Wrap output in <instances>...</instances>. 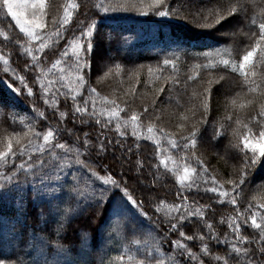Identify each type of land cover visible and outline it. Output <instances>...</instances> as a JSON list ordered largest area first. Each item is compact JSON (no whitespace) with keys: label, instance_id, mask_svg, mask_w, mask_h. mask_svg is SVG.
<instances>
[{"label":"trees","instance_id":"16d2710c","mask_svg":"<svg viewBox=\"0 0 264 264\" xmlns=\"http://www.w3.org/2000/svg\"><path fill=\"white\" fill-rule=\"evenodd\" d=\"M44 1L45 24L33 41L0 0V151L7 152L10 142L15 153L0 158V260L248 264L244 250L257 248L261 237L251 218L264 219V157L257 151L258 163L246 165L252 151L244 140L256 143L264 130V41L243 70L239 65L259 40L264 0H232L239 11L225 13L219 24L218 0H165L175 12L168 17L154 15L150 0ZM65 9L70 23L62 25ZM92 24L98 26L92 66L80 84L73 48ZM77 106L87 111L74 119ZM117 107L119 114L110 116ZM149 128L171 147L158 150L146 142ZM49 131V149L41 153ZM164 153L189 170L188 181H178ZM100 177L110 178L103 199ZM111 180L126 185L142 207L112 188ZM180 215L183 226L171 230ZM173 241L183 245V254Z\"/></svg>","mask_w":264,"mask_h":264},{"label":"snow or ice","instance_id":"6c2138e0","mask_svg":"<svg viewBox=\"0 0 264 264\" xmlns=\"http://www.w3.org/2000/svg\"><path fill=\"white\" fill-rule=\"evenodd\" d=\"M29 2V0H23L22 3L18 4L16 3V0H3V6L7 9L8 14H10L15 20L17 25L21 26L22 31L28 33L30 36H33L36 39H39V37L37 36L35 29L38 28H42L43 24L41 23V19L42 16L45 15L44 13V0H31L32 4H33V8L34 11L32 12V19L30 21L24 22L21 20V16H22V12L16 11L15 9L17 8H23L27 3ZM218 5H219V13H218V18L216 20V23L219 24L222 20H225L227 18V16L225 15V13H228L229 15H231L232 13H237L239 11L238 8L236 7H232V0H218ZM72 7H76V5H72ZM97 7H101V5H97ZM241 7H244V5H241ZM149 8L154 10V15L159 16V17H168L171 14H175L174 9L172 7L171 4H166L165 0H150V4H149ZM163 9V10H161ZM229 9H231V11L229 12ZM104 11H108L107 8L103 9ZM143 15H148V12H144L142 13ZM70 17H71V12L68 9H65L64 12V16L62 18V25H67L70 23ZM83 23V22H81ZM98 28L97 25L92 24L89 25V27L87 29H85V31H83L81 33V36L78 38L79 41H82V43H77L76 47L73 48V52L76 54L77 60H76V64H75V69L77 72V79L78 82L80 84H83L85 81V74L83 72V70L85 68H91V64L89 63V56L90 53L94 47L93 44V37H94V30H96ZM57 36H60V32L57 31L56 32ZM85 38H87L85 40ZM260 41H264V22L259 24V40L256 44V46L251 50L248 51L242 58V61L239 65L240 69L243 70L246 66V64L249 62V60L253 57L255 51L257 48H260ZM41 49H43V44H41ZM261 53L264 54V49H261ZM62 56H67L68 53L67 52H62L61 53ZM60 61L57 60L56 64H59ZM169 63L168 60L164 61V64L167 65ZM229 63L228 60H224L223 64L227 65ZM245 75H247L245 73ZM21 80L23 81V77H21ZM9 87H11V85H9ZM15 91H19V89H14ZM254 90V89H253ZM92 92H95V89H91ZM29 94L32 93V89L29 88L28 89ZM76 97L73 96V100H75ZM47 103V101H45ZM86 109H82L81 107L77 106L75 107L74 113H73V118L76 119V114L78 113H82V112H86ZM120 109L117 107L116 110L112 111L109 115L110 116H117L119 114ZM145 111H147V109H145ZM41 116L44 115L43 112L40 113ZM61 117H64L65 115H67L66 113H61L60 114ZM261 115H264V112L261 113ZM131 120L133 122L138 120V117L136 115H133L131 117ZM80 122L81 123H87V121H85L83 119V117H80ZM97 123H99V121H97ZM117 127L119 128V125H117ZM150 132L152 131L151 128L148 129ZM67 131L69 133H72L73 129H67ZM53 133L51 131H49L45 136H44V140L48 141L50 137H52ZM84 144L85 147L88 148L90 147V141L88 139V134L85 133L84 134ZM196 137V133L193 132L190 137V143L191 144H195V138ZM188 145H186L187 147ZM57 148H63L64 145L63 144H57L56 145ZM8 151H0V158L6 157L8 154H12L15 155V153L12 150V145L9 142L8 146ZM244 148L245 149H251L252 151V157L250 161H245V164L248 165H256L258 163V156H257V151L260 153V157H264V130H261L258 141L256 143H253L252 140L250 138H245L244 140ZM105 151V145L103 143V141H100L99 143V152H103ZM131 151V149H129V152ZM98 152V154H99ZM79 155V153H78ZM77 162L79 163V159L77 160ZM188 172L189 170L187 168H185L184 170V176L180 177L181 180L187 179L188 177ZM244 170L241 171V180L240 183L243 184L244 183ZM92 175H96L95 172H92ZM101 180H103L105 188L103 190H101L99 192V197L101 199H103L106 194L110 191V189L107 187V185L109 184V180L110 178H104V177H100ZM131 179V177H130ZM111 185L112 188H116L119 189L121 191V193L123 194V196L127 197V200L131 202V204L135 207H142V205H139L138 202L136 200L133 199L132 195L129 194L128 192V187L125 185L123 187H121V184L116 181V180H111ZM229 183L233 184L235 187V182L234 181H229ZM211 191L216 192L217 189L215 187H213L211 189ZM113 195H115V193H113ZM220 195L222 196H227L228 194L226 192H222L220 193ZM109 199H111V197H109ZM232 204H236V200L233 198L231 200ZM179 205H177V208L179 209ZM196 213H188L189 216L195 215ZM201 216L204 215L203 212L199 213ZM146 215V214H145ZM239 215V214H238ZM185 219V217L183 215H180L179 220L176 223H173L171 225V230H177L179 231L180 228L183 226L182 225V221ZM251 223L252 225L261 230V237L259 240V246L255 249H245V259L248 261V264H264V219H262L261 223H257L256 220V216L255 214H253L252 218H251ZM209 228L212 227L211 224L208 225ZM233 227V232L234 234L237 235V238L239 239V233H240V225L239 224H235L232 226ZM180 236L184 237L185 233L183 231H180ZM210 238H211V233H210ZM188 240H192L194 239V237L192 236H188L187 237ZM217 242L218 243H222V241L219 240L218 237H216ZM173 245H175L178 249L181 250V254H183L182 250H183V245L178 244L177 241H173ZM233 247H235L233 245ZM236 251H240V249H236ZM189 255H191V253H189ZM0 264H5L4 260H0Z\"/></svg>","mask_w":264,"mask_h":264},{"label":"rangeland","instance_id":"374dc122","mask_svg":"<svg viewBox=\"0 0 264 264\" xmlns=\"http://www.w3.org/2000/svg\"><path fill=\"white\" fill-rule=\"evenodd\" d=\"M22 2H23V0H16V3H18V4H20ZM5 10L7 11L6 8H5ZM15 10L19 11V12H22V16H21V20L22 21L27 22V21H30L32 19V12L34 11V8H33V4L31 2V0H29V2L23 8H17ZM44 13H45V1H44ZM8 15L11 18V20L15 23V25L22 31L21 26L17 25L16 20L10 14H8ZM41 23L43 25L45 24L44 15L42 16ZM42 29H43V27L35 29V32H36L37 36L39 37V39H40V31ZM22 32L24 34H26L28 37H30L31 39H33V41L39 40V39L34 38L33 36H30L28 33L24 32V31H22ZM150 35H152L155 38L157 33L155 31H150ZM135 36H136L137 39H141L142 38V33L136 32ZM132 51L136 52L133 49H132ZM98 56L99 55L97 54V57ZM44 76H45V79H44L45 86H46V84L48 82V83H50L48 88H51L54 84H52V82H51L52 78H51L50 73L44 71ZM105 77H106V75H105ZM135 135H136V137L138 138L139 141H144V136L139 135L137 133H135ZM145 138H146V142L153 143L155 146L158 147V150H161L162 146L170 148L171 145H172V142L170 140L163 139V138H161L159 136H156L153 131H151V132L148 131V133L145 135ZM50 143H51L50 139L48 141H44V144L43 145L41 144L39 151L42 153L43 151L48 150L49 149L48 147H49ZM164 154L165 155L162 156L163 157L162 159H163L165 165H169V167L174 170L173 172L176 174L178 181L181 182V183H185L186 181H188L189 172H188L187 179L181 180L180 177L184 176L185 168L182 165L178 164V162L176 163V161H174L172 159L171 154H169V153H164ZM262 172L264 174V170Z\"/></svg>","mask_w":264,"mask_h":264}]
</instances>
